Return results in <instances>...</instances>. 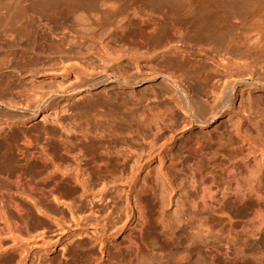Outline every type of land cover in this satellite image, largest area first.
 Returning a JSON list of instances; mask_svg holds the SVG:
<instances>
[{
  "label": "bare ground",
  "instance_id": "1",
  "mask_svg": "<svg viewBox=\"0 0 264 264\" xmlns=\"http://www.w3.org/2000/svg\"><path fill=\"white\" fill-rule=\"evenodd\" d=\"M22 1H3L7 13L0 16V117H4L2 123L9 128L7 131L0 128V138L5 133L8 136L18 134L20 139V142L13 144L4 138L7 149L0 151V165L5 166L0 174V218L6 215L7 209H11L19 219L31 213L44 214L54 217L56 220L53 224L60 226V220L53 214L62 212L57 206L62 204L70 206L74 210L72 213H82L76 212L79 215L76 218L78 231L75 234L79 238L76 247L85 251L93 250L91 244L94 242L103 243L117 237L129 224H133L135 233L127 235L126 241L115 244V247L128 254L131 252V256L133 253L136 264H153L137 254L140 252L142 233L149 227L157 229L168 240L173 236L181 240L188 228L187 249L197 248L200 254V246L204 248L207 235L213 233L216 244L206 251V257L211 263L215 256L230 258L233 243L240 242L242 233L245 236L252 233L253 220L247 217L236 224L227 219L226 225L218 227L223 214L221 201L228 193L249 212L264 209V157L256 163V157L251 155L254 147L250 132L248 128H242V124L246 123L258 129L261 127L260 130L264 132V102L259 101L254 94L255 90H264V5L257 0ZM253 7L257 8L248 17L247 13ZM68 13L74 14L80 31L91 34L90 38L98 37L106 48L120 51L119 56L130 58V63L136 68V72L122 74L114 79L106 69L100 75L86 78L89 68L83 65L79 69L82 76H77L80 81L68 91L71 96L97 83L113 87L150 82L161 86L168 100L174 103L173 106L168 103L161 105L156 93L138 98L134 103L139 108L138 116L134 117L142 124V136L149 143L144 154L126 150L123 145L116 148L112 146L113 149L109 146L104 150L107 146L102 140L97 143L91 141L88 149L80 155L82 158L73 157L71 164L63 163L68 172L64 169L60 171L61 167L58 166L61 164L58 165L52 159L57 146L52 147V151L38 146L37 137L28 133L30 128L12 129V125L25 123L41 109L65 99L64 95L51 90L37 95L25 88L22 80L40 75L57 62L81 58L75 57L79 48L76 47L74 32L62 34L56 41H47L37 32L34 38L45 44V47L37 49L18 50L6 48L3 44L9 45L16 37L29 39L33 34L32 28L38 26L41 19L53 14L65 17ZM248 19L252 20L250 26L246 25ZM132 20H135V24L130 27ZM237 26H245L248 31L243 29L245 34L240 35L242 38L237 39L238 35L227 40L228 30ZM126 28L135 36L134 39L129 38L122 43L114 39L111 31L123 32ZM246 33H251L253 38L249 39L251 36ZM18 52L24 60H19L9 68L6 57ZM140 58L151 61L147 70L141 68ZM86 62L82 60V63ZM189 80L197 85L191 86ZM237 91H246L250 98L241 109L243 120L240 126L234 125L232 117L236 111L234 101ZM175 108L185 113L179 129L174 128L177 120ZM224 114L228 115L229 129L218 137L223 146L219 169L206 170L203 164L196 165L191 161L203 144H207L204 138L189 136L174 149L178 138L194 124L206 127ZM134 117L132 120L135 121ZM258 122L260 127L257 126ZM166 132L169 134L164 135ZM87 133L90 132H83L82 137H86ZM112 136L117 134L113 132ZM68 137L65 133V142L60 146L71 154L75 147H71L73 144ZM101 148L104 151H98ZM167 149H171L167 170L158 168L154 178L145 179L140 185L138 170L148 167L152 159ZM261 150L264 155V148ZM7 153H16L18 157L6 163ZM143 159L146 160L142 163ZM100 162L110 164L118 172L105 181L102 179L97 182L90 174ZM221 172L234 182L235 186L229 192L224 182L216 181ZM99 183L100 187H97ZM94 194L98 195L97 201L93 200L96 198ZM62 195H70L73 200H66ZM50 196L53 202L48 200ZM171 204H175L174 209L180 212L176 220L173 219L178 234L172 220L164 216L165 208ZM208 220L212 224L208 225L211 223ZM17 222H12L14 230H18L21 224L17 225ZM88 226L95 229L94 234L88 233ZM0 229V233H4V229ZM18 232L12 233L16 246L10 248L14 252L11 257H17L16 263L25 264L30 254L27 237ZM1 243L0 259L2 253L6 252ZM238 250L242 252L243 249ZM110 259H113L110 258V252L100 249V254L90 257L86 264H115ZM228 263L234 261L229 260Z\"/></svg>",
  "mask_w": 264,
  "mask_h": 264
},
{
  "label": "rangeland",
  "instance_id": "2",
  "mask_svg": "<svg viewBox=\"0 0 264 264\" xmlns=\"http://www.w3.org/2000/svg\"><path fill=\"white\" fill-rule=\"evenodd\" d=\"M3 1L1 2L3 3ZM257 1H260L259 3L264 5V0ZM1 2L0 16H4L7 13V9L4 3L2 4ZM1 4L3 6H1ZM256 8L257 7H253L247 13L248 17L254 14ZM248 20H246V25L250 26L251 24L249 25V22L252 20ZM134 24L135 20H132L130 27H133ZM244 27L241 28L237 26L228 30L229 32H227L226 36L227 40L232 36L237 38L238 35L239 37L237 39L242 38V33H244L243 29H245L244 31L246 32L248 31L246 29L247 27ZM32 30L33 34L29 39L26 37H16L13 39L12 43L9 45L3 44V46L6 48H17L18 50L31 48L37 49L45 47L44 43H39V41H36L37 39L34 38V35L37 32L44 36L47 41H56L60 36H62V34L69 35L71 32H74L76 35L74 38L76 41V47L79 48V52L75 53V57H80L82 60L87 62L82 63V60H78V58L57 62L49 68V70L42 72L40 75L35 76L32 79L27 77L22 80L25 88L33 90L37 95H39L42 91L51 90V92L64 95L65 99H62L58 104H52L41 109L35 117L25 123L12 125V129L30 128L28 133L37 137L36 142H38V146H44L46 149H51V151L52 147L57 146L58 148L56 149V153L53 155L52 159H55V163L58 162V165L61 164V166H58L61 167L60 171L61 169H64L68 172V169L64 164H71V162H73V157L82 158L80 155L88 149V144L91 141L97 143L102 140L105 147L107 146L104 150L110 147V149H113L112 146L116 148L123 145L122 147L126 150H134L132 152L139 151L141 154H144V152L148 149L147 146L149 143L148 139H145L142 136V124L139 120L137 121L138 118H135L139 114V108H136L134 103L138 100V98H144L152 93H156L160 99L161 105L168 103L170 106H173L174 103L168 100L166 94L162 91L161 86L152 85L150 82H145L136 86L122 84L121 86L113 87H109L110 84L105 85L97 83L96 85L88 88L84 87L82 90L75 93L74 96H71L68 91L80 81L78 77H81L82 74H80L79 69H82L83 65L89 68V74L88 76H85L86 78L100 75L106 69L111 73L110 77L114 79L115 77H120L122 74L136 72V68L130 63V58L119 56L121 54L120 51L114 52L113 50L115 49L106 48L101 42L102 40L98 37L90 38V36H92L91 34L80 31L79 25L75 21L73 13H68L65 17L57 14L49 15L47 18L41 19L40 24L32 28ZM253 31L251 32L252 35L254 34ZM111 33L114 39H117L118 42L121 43L128 41L129 38H135V36H133L127 28L123 32L113 30ZM251 33H246L251 36L249 39L253 38ZM40 35H38V38ZM12 38L13 37H11V39ZM262 44H264V42ZM87 46H91L92 48L86 49L85 47ZM19 53L20 52L6 57L5 61H7V64L10 66L9 68H12L19 60H24V58H21ZM149 55L147 56L149 57ZM199 57L204 59L202 56ZM149 64H151V61L140 58V65L142 69L147 70V66ZM189 84L194 87L197 85L192 80H189ZM254 94L259 101L264 102V90H255ZM209 100H211V98H209ZM249 101L250 98L246 91L236 92L234 101L236 111L232 116L234 125L238 124L240 126L242 124L243 117L241 109L244 105H247ZM132 108H134L135 111L132 110ZM175 114L177 120L174 128L179 129L181 127L182 117L185 113L181 109L175 108ZM131 116H135L134 118L136 120H132L133 117L131 118ZM227 117L228 115L226 114L217 117L215 121L211 122L206 127H200L194 124L192 128L185 131V133L178 138L174 149L177 148V145L182 144L185 141V138L189 136H197L202 140L204 138L207 140V144H203V147L198 151L197 156L192 158L191 161L196 165H198V163L200 165L203 164V167H206V170L219 169L220 166L218 163L222 158L221 153L223 152V146L220 144L218 137L221 133L229 129ZM3 119L4 117H0V128H5L7 131L9 128L5 123H2ZM254 120H257V118ZM257 126H261L260 122L257 123ZM242 128H248V131L250 132L249 135V132L247 131L254 147V150L252 151L254 153L251 155L256 157L255 161L257 163L259 159L264 157V155L261 154L262 152H260L262 151V147L264 148V132L260 130L261 127L258 129L246 123L242 124ZM88 131L90 133H87L86 137H82L83 132ZM113 132L116 133L117 136H112ZM65 133L69 136L68 138L71 139L70 141L73 144L71 147H75V150H73L74 152H71V154L63 151V146L62 148L60 146L65 142L63 140ZM167 134L169 133H164V135ZM4 138L8 140L7 142L11 140L13 144L20 142L18 134L8 136V134L3 133L0 138V151L7 149V145L5 143L6 140H4ZM201 142L202 141H200V143ZM66 143L68 144L70 142ZM134 148H137V150ZM102 150L103 148L98 151ZM170 152L171 149H167L159 156L152 159L149 162L148 167L146 166L143 169L138 170V183L140 185L142 181H145V179L150 180L154 178L157 175L156 170L158 168L163 171L167 170ZM7 154L6 163H10L13 158L18 157V154L16 153ZM50 158L51 156L49 159ZM95 158L99 159L98 156ZM144 160L146 159H143L142 163ZM67 167L69 168L70 166L67 165ZM4 168V165H0V174L4 171ZM117 172L118 171L110 164L104 165L103 162H100L98 166H95L92 169L90 176L92 179H96V181L99 182L100 180L102 181V179L104 181L105 179L107 180L111 175ZM216 181L224 182L228 188V192L235 186L233 180L228 179L224 173L219 174ZM100 184L101 183H99V186L97 185V187H100ZM92 195L93 194H91V196ZM94 196L96 198L93 200H96L98 195L96 196L94 194ZM175 196H177V194ZM62 197L66 198V200H73L70 195H62ZM48 200L53 202L51 196L48 197ZM81 200L84 201V198H81ZM85 203H87V201H85ZM174 205L175 204H171L165 208L164 216L165 218H170L175 227L177 226V224H175V218L179 216L180 212L176 211L177 209H174ZM57 206L59 207L58 209H62V212L54 213L53 215L56 214L55 217L57 216L59 218H57V220H60V226L53 224V221L56 219L51 216L47 217L44 214L37 215L36 213H31L27 216L23 214L25 216H23L22 219H19V216H17V214L11 209L6 210V215H3L2 218H0V228L4 229V233H0V241L2 242L1 244L3 245V248L6 249V252L2 253L0 264H18L16 263L17 257L15 259L11 257L14 254L11 249L16 246V240L14 239L13 234H16L19 230L20 231L18 233L27 237L26 243L30 251V254L26 257L25 264H86V261L90 257L100 254V249L110 252V258H113L110 260H112L111 262H115V264H136L135 261L137 259L133 258V253L131 256V252H129V255L128 252L126 253L124 250H117L115 247V244L117 243L123 244L126 241L125 239L127 235H133L135 233V231L133 232V224H129L117 237L103 243L94 242L91 244V247H94L93 250L85 251L78 246V248L76 247V240L79 239L77 234H75V232L78 231V219L76 218H78V214L82 213L79 211H76L78 214L76 212L72 213L74 210H71L70 206L62 204H57ZM221 210L223 211V214L221 215V219L223 221H220V225H217L218 227L226 225L225 223H227V219L233 223H239L247 217H251L253 220L252 233L249 236H245V234L242 233V240L240 239V242L242 241L241 243L238 241L234 243L232 242L234 246L232 245V248L230 249V258H225V256H215L214 262L211 263L206 257L208 255V252L206 251L209 250L211 246L216 244V240H213V238L216 239L215 236L212 238L213 233H211V235L209 234L211 237L207 235V238L205 239V249L200 246V254L198 253L197 248L187 249L186 235H188V228L186 229V235H184L181 240L174 236L168 240L166 236L160 234L157 229L150 227L146 228L142 233V241H139L140 252L137 253L138 256L140 255L141 258H145V260L147 259V262L153 264H200L201 258L202 264H230L228 263L229 260L234 261L232 264H264V209L249 212L247 208L237 203L231 194L227 193L226 198L221 201ZM14 220L16 222L17 220L19 221L17 222V225L21 223L18 225V230L13 229L14 227L12 222ZM22 220L23 222H21ZM209 220L208 222H211ZM24 221L26 223H24ZM214 222L217 223V220H214ZM209 224H212V222L208 223V225ZM174 229L177 232L176 234H178V228L175 227ZM87 231L89 234H94L95 229L88 226ZM183 234H185V230ZM83 236L84 235H82V237ZM238 249L243 250L240 252ZM236 252H238V254ZM107 263L108 262L103 264Z\"/></svg>",
  "mask_w": 264,
  "mask_h": 264
}]
</instances>
